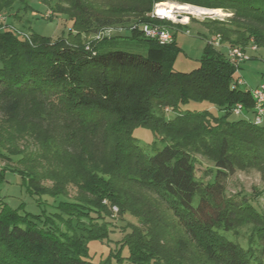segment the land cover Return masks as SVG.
Returning <instances> with one entry per match:
<instances>
[{
	"label": "trees",
	"instance_id": "obj_1",
	"mask_svg": "<svg viewBox=\"0 0 264 264\" xmlns=\"http://www.w3.org/2000/svg\"><path fill=\"white\" fill-rule=\"evenodd\" d=\"M42 1L52 14L67 12L74 32L52 41L0 25V157L23 165L22 183L56 210L42 217L1 205L0 264H108L89 259L87 242L109 228L69 233L55 220L57 210L77 206L81 220L93 224L97 215L109 216L106 203L142 225L130 224L122 239L127 255L116 254V264H264L262 212L245 195L226 192L238 163L264 165V122L253 121L254 100L239 88L234 72L240 65L227 55L250 42L264 49V0H69L63 8L60 0ZM163 1L230 13L205 22L224 45L207 40L196 68L175 70L180 47L174 33L172 42L160 44L138 28L167 27L151 17ZM15 4L28 7L26 0H0V11ZM131 17L136 28L124 38L147 40L146 55L85 48L88 35ZM201 101L222 113L181 110ZM237 103L241 116L229 119ZM166 109L172 119L164 117ZM136 126L170 142L141 146L132 134ZM197 148L213 151L214 169L201 176L191 156ZM69 183L76 189L72 201ZM249 221L253 228L241 243L237 229Z\"/></svg>",
	"mask_w": 264,
	"mask_h": 264
},
{
	"label": "rangeland",
	"instance_id": "obj_2",
	"mask_svg": "<svg viewBox=\"0 0 264 264\" xmlns=\"http://www.w3.org/2000/svg\"><path fill=\"white\" fill-rule=\"evenodd\" d=\"M66 2H61L62 8L66 6ZM98 5L104 0H86ZM28 5L26 10H17L18 5H14L9 10L0 11V25L6 27L11 26L14 30L20 33H38L48 37L54 41L60 38H69L70 33L74 32L72 21L67 12L53 13V9L42 0H26ZM170 3L172 5H187L188 9H176L173 11L174 17L164 16L169 31L174 33L176 44L180 47V52L173 62V68L179 71H189L196 68L199 64V59L204 50L207 40H212L217 43L216 46H223L220 42L218 34H210L205 22L219 20L223 21L230 16V13L223 11L220 8H207L189 3H178L175 1H163L154 5L152 13L158 10V7ZM151 13V14H152ZM15 14V16H13ZM227 14L229 16H227ZM128 18V17H127ZM136 28V21L131 17L128 21H123L120 24L107 26L99 29L93 34L88 35L84 43L103 45L105 47L113 46L116 49H122L131 53L146 55L147 48L150 43L143 38H124L129 35L131 29ZM101 31H106L105 35L94 38ZM217 36L219 40H217ZM144 37V36H143ZM248 59L240 63L239 68L234 72V76L241 79L242 83L238 84L240 89L249 90L258 87L264 83V49L257 47L256 44L250 42L245 46L244 50ZM209 110L214 115H220L222 112L212 103L208 101L190 102L181 105V110ZM241 115L232 113L229 119H237ZM164 117L172 119L174 112L171 110L164 111ZM137 138L141 146L147 147L153 141L158 143L162 139L170 142L169 139L158 134L155 135L150 128L136 126L132 132ZM162 137V138H161ZM161 139V140H160ZM160 144V143H159ZM158 144V145H159ZM213 149V148H212ZM193 163L196 167V175L201 176L207 169H214L213 151L208 149H195L191 153ZM14 159V158H13ZM0 169H4L3 177L0 180V206L7 204L11 208H18L21 213L27 212L30 214H50L56 209L52 208L51 201L42 197L41 202H37V197L32 194L25 184L22 183L20 170L24 166L15 162V160H7L0 157ZM208 178H205V180ZM43 184V183H42ZM50 184L46 182L45 185ZM66 197L69 201L75 199L76 189L71 183L66 184ZM226 192L229 196L240 197L246 196L264 217V165L254 162L253 164L244 165L238 163L234 172H232L226 180ZM144 198L147 194L143 193ZM45 200H47L45 202ZM105 202V200L103 201ZM102 202V203H103ZM106 218L98 216L93 219L97 222H87L81 220L83 216L78 209H83L77 206H67L64 210H57L59 219L56 218L57 225L66 230L69 228V233H87V228H91L89 233L92 235L99 234L109 228L106 235L100 238H93L87 242V255L90 260L98 263L116 264V254L121 256L127 255V248L122 245L123 237L130 231V224L140 225L134 216L127 213H121L117 205H104ZM54 217V215H51ZM85 219V218H84ZM108 221L105 223V221ZM91 221V220H89ZM142 226V225H140ZM253 228V224L249 221L243 222L237 229V235L240 237L241 243L247 241L248 235ZM67 231V230H66Z\"/></svg>",
	"mask_w": 264,
	"mask_h": 264
},
{
	"label": "built area",
	"instance_id": "obj_3",
	"mask_svg": "<svg viewBox=\"0 0 264 264\" xmlns=\"http://www.w3.org/2000/svg\"><path fill=\"white\" fill-rule=\"evenodd\" d=\"M227 16H229L227 14ZM151 17H156L159 20H163L165 17L163 14L155 13L151 14ZM138 28L140 29L142 35L146 38H151L156 40L160 44H167L172 42L173 35L169 31V29L161 24H140L138 25ZM107 33L106 31H101L99 34L94 35V38H99V36H103ZM217 40H219V37L217 36ZM213 44H217L211 40ZM86 49L89 48V45L86 44ZM228 58L231 61V63L237 65H240V63L246 61L249 57L247 53L240 47H231L228 49ZM237 84H241L242 81L240 78L237 79ZM249 92L252 95V98L254 100V114H253V121L255 123H262L264 122V83L259 85L258 87L254 89H249ZM234 114H240L241 113V104L237 103L233 108Z\"/></svg>",
	"mask_w": 264,
	"mask_h": 264
},
{
	"label": "bare ground",
	"instance_id": "obj_4",
	"mask_svg": "<svg viewBox=\"0 0 264 264\" xmlns=\"http://www.w3.org/2000/svg\"><path fill=\"white\" fill-rule=\"evenodd\" d=\"M188 8L189 7L187 5H178V6L176 5L175 6L170 3H167V4H163L159 6L157 13L173 18L174 17L173 11H175L176 9H188Z\"/></svg>",
	"mask_w": 264,
	"mask_h": 264
}]
</instances>
